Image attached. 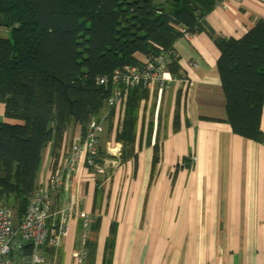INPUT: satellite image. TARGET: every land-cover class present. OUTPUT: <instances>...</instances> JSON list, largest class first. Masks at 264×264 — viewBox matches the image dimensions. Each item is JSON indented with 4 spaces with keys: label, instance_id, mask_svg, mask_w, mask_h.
Returning a JSON list of instances; mask_svg holds the SVG:
<instances>
[{
    "label": "crops",
    "instance_id": "obj_1",
    "mask_svg": "<svg viewBox=\"0 0 264 264\" xmlns=\"http://www.w3.org/2000/svg\"><path fill=\"white\" fill-rule=\"evenodd\" d=\"M258 19H264V0H219L204 22L214 37L239 39ZM172 49L180 77L191 86L147 91L138 110L134 153L124 162L111 133L108 142L98 139L109 168L95 174L77 163L62 173V187L51 195L52 211L75 201L87 224L72 219L48 262L54 264V256L55 264H74L71 253L85 236L84 264H264V101L262 141L234 135L220 121L225 101L212 38L190 34ZM122 107L123 102L115 109L113 124ZM3 111L0 104L1 121ZM63 135L54 166L51 145L42 152L37 186H45L51 171L63 166L61 155L80 140V127ZM114 145L119 159L107 153Z\"/></svg>",
    "mask_w": 264,
    "mask_h": 264
},
{
    "label": "trees",
    "instance_id": "obj_2",
    "mask_svg": "<svg viewBox=\"0 0 264 264\" xmlns=\"http://www.w3.org/2000/svg\"><path fill=\"white\" fill-rule=\"evenodd\" d=\"M219 0H0V205L17 219L37 186L42 152L50 144L52 166L66 129L86 124L105 110L112 85H97L115 70L136 66L142 56L168 51L187 34L206 32L218 50L216 68L231 132L260 143L264 101V19L241 38L214 37L204 17ZM168 73L179 78L176 58ZM179 93L173 125L177 124ZM147 99L129 90L122 109L109 110L107 132L121 145L124 162L136 144L138 110ZM120 103V105H121ZM122 111V112H121ZM120 113V114H119ZM149 136V135H148ZM150 137V136H149ZM153 150L152 163L157 161ZM98 147L94 163L101 164ZM54 250H47L50 258Z\"/></svg>",
    "mask_w": 264,
    "mask_h": 264
},
{
    "label": "built area",
    "instance_id": "obj_3",
    "mask_svg": "<svg viewBox=\"0 0 264 264\" xmlns=\"http://www.w3.org/2000/svg\"><path fill=\"white\" fill-rule=\"evenodd\" d=\"M230 1L242 2V0ZM180 31L182 37L190 36L184 30ZM174 57L175 52L171 47L156 56H142L138 65L122 67L115 70L109 78L102 77L96 80L97 85L111 84L113 87L110 96L106 99L105 110L99 117L92 118L86 124L80 140L65 149V153L61 155V158H64L63 166H56L51 171L45 186L38 185L20 219L15 217L11 208L0 205V264H50L45 253L47 250L55 251L59 247L68 234L70 221L77 218L82 221L83 226L87 224L86 214L78 209L75 201H68L58 210L52 211L51 195L60 191L62 173L65 170H73L77 163H81L95 174L109 168L108 160H102L101 164L94 163L98 139L103 132L109 110L117 109L129 90L137 87L146 91L165 90L175 83H187L191 86L184 78H175L168 73L169 58ZM116 146L109 147L107 153L114 159H119L120 151L119 148L115 149ZM195 160L196 158H191L192 163ZM120 163L122 162L118 161L114 166ZM85 242L86 237L83 236L78 250L71 253L74 264H84Z\"/></svg>",
    "mask_w": 264,
    "mask_h": 264
},
{
    "label": "rangeland",
    "instance_id": "obj_4",
    "mask_svg": "<svg viewBox=\"0 0 264 264\" xmlns=\"http://www.w3.org/2000/svg\"><path fill=\"white\" fill-rule=\"evenodd\" d=\"M8 36V34H7V32L4 30V29H1L0 28V38H6ZM1 104V103H0ZM1 121V120H0ZM104 126H105V124H104ZM111 133H108L107 132V127H104V132H103V134L101 135V140H103V141H105V142H108V141H110V139H111ZM54 260V264H55V260L56 259H53ZM48 263H50V264H52L51 262H48Z\"/></svg>",
    "mask_w": 264,
    "mask_h": 264
},
{
    "label": "water",
    "instance_id": "obj_5",
    "mask_svg": "<svg viewBox=\"0 0 264 264\" xmlns=\"http://www.w3.org/2000/svg\"><path fill=\"white\" fill-rule=\"evenodd\" d=\"M23 245H25V243H23Z\"/></svg>",
    "mask_w": 264,
    "mask_h": 264
}]
</instances>
